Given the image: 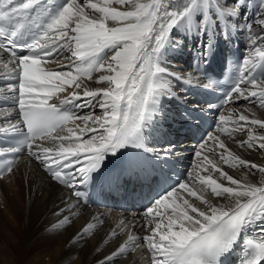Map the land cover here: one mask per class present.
Here are the masks:
<instances>
[{
	"label": "snow or ice",
	"instance_id": "6c2138e0",
	"mask_svg": "<svg viewBox=\"0 0 264 264\" xmlns=\"http://www.w3.org/2000/svg\"><path fill=\"white\" fill-rule=\"evenodd\" d=\"M247 6V0H57L55 4L54 0H0V51L11 57L15 83L10 91L17 109V121L0 126V134L15 140L0 149V157L26 152L79 201L85 195L79 189L103 176L110 156L129 148L156 157L166 155L148 147L147 135L163 119L166 101L186 103L173 82L191 83L194 78L170 70L168 50L185 42L177 30L200 41L203 63L217 38L227 40L233 31L247 36L251 54L240 60L225 99L232 103L235 96L255 103L256 98L264 108V76L255 75L264 68L260 46L264 45V0L241 28ZM254 24L259 32L248 36ZM65 52L69 64L46 67ZM94 73H100L96 82L105 87L90 89L84 84ZM53 99L58 103H51ZM83 108L98 109L101 115H77L76 110ZM77 120L83 127L75 124ZM219 121V132L232 139L245 132L247 138L236 141L239 148L264 151V134L254 130H264V119L238 112L234 117L220 115ZM70 123L75 126L67 127ZM61 129L67 135H57ZM208 141L213 144L208 151L223 164L264 173V166L235 155L220 135L209 136L201 149ZM46 142L54 147L44 146ZM202 155V151L195 153L198 158ZM5 163L0 178L5 171L12 172L13 161ZM197 168L200 171L190 174L191 183L168 187L151 201L143 225L149 234L129 235L128 241L142 239L150 264H225L238 248L244 252L241 264H264V182L236 179L208 155H203ZM139 171L130 162L105 180L119 183ZM201 172L219 173L228 183ZM209 191L228 203H213L205 194ZM71 207L61 208L56 215ZM93 227L88 224L84 232ZM111 235L117 238L115 231ZM127 248V242L118 244L101 264H115Z\"/></svg>",
	"mask_w": 264,
	"mask_h": 264
},
{
	"label": "bare ground",
	"instance_id": "6f19581e",
	"mask_svg": "<svg viewBox=\"0 0 264 264\" xmlns=\"http://www.w3.org/2000/svg\"><path fill=\"white\" fill-rule=\"evenodd\" d=\"M78 2L84 3V0ZM88 11L91 14V10ZM111 23L109 22L110 26ZM255 27L259 29L258 25ZM99 75L100 73H97L91 81L85 80V85L90 89L105 87V84L96 82ZM238 112H244L250 118L264 119V109L256 104L235 105L234 114ZM1 115L3 112H0ZM98 115H101V112ZM254 130L264 134V130ZM246 138L245 132L236 133L235 139L221 137L235 155L264 166V151L241 149L237 146L236 141ZM209 147H213V144ZM216 151L220 150L217 148ZM206 155L236 179L257 185L264 182V173L243 167H229L219 161L214 153L208 152ZM38 165V162L32 163L25 158L8 176L0 179V255L3 264H101L104 257L109 255L124 237L122 234L117 235V238H108L107 232L113 225L115 215L111 214L100 224V220L94 217L97 213L92 209L80 210L78 205H74L70 211L57 216L56 213L61 208L71 206L72 199L67 195V191L52 181ZM208 174L227 185L228 182L220 179L219 173L205 172V175ZM205 194L213 203H228L225 198L214 197L210 191ZM65 217H68V220L62 224L61 221H64ZM123 217L127 220L129 218ZM88 224L94 227L84 232ZM53 225H56L55 229ZM144 262L143 253L136 250L133 253H122L115 264Z\"/></svg>",
	"mask_w": 264,
	"mask_h": 264
},
{
	"label": "rangeland",
	"instance_id": "374dc122",
	"mask_svg": "<svg viewBox=\"0 0 264 264\" xmlns=\"http://www.w3.org/2000/svg\"><path fill=\"white\" fill-rule=\"evenodd\" d=\"M16 258H17L16 260H18V257H16ZM0 264H3L1 255H0Z\"/></svg>",
	"mask_w": 264,
	"mask_h": 264
}]
</instances>
